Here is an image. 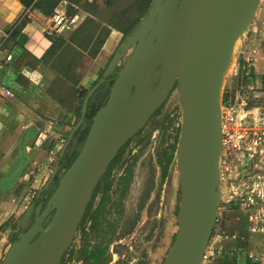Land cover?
Here are the masks:
<instances>
[{
	"label": "water",
	"instance_id": "1",
	"mask_svg": "<svg viewBox=\"0 0 264 264\" xmlns=\"http://www.w3.org/2000/svg\"><path fill=\"white\" fill-rule=\"evenodd\" d=\"M223 3L155 0L149 31L112 82L107 100L92 117L81 149L45 205L38 204L34 222L11 243L1 264L59 262L108 165L145 126L176 84L184 116L180 135L188 143L180 145L178 157L182 145H189V150L186 146L187 157L179 171L177 230L162 264H201L219 208L222 82L237 35L254 16L258 0H245L235 9ZM157 72V81L149 86ZM104 81L100 78L84 96L80 117L44 189L54 180L60 158L85 120L89 99Z\"/></svg>",
	"mask_w": 264,
	"mask_h": 264
},
{
	"label": "rangeland",
	"instance_id": "2",
	"mask_svg": "<svg viewBox=\"0 0 264 264\" xmlns=\"http://www.w3.org/2000/svg\"><path fill=\"white\" fill-rule=\"evenodd\" d=\"M255 13L252 18V29H255L256 22L258 24L264 22V0H259ZM253 62L256 63V60L241 62L243 71H235L227 83L225 75L220 95L221 119L222 115L224 119V108L235 106L237 107L235 121L239 122L243 117L245 122H251L256 108L264 107V93H259L264 91V85H259L256 80V76L259 75L254 70ZM230 67L229 71L232 72ZM121 69H117L108 83H102L97 88L96 91L100 92L92 104L88 102L84 122L60 158L54 180L47 189H44L59 152L71 128L80 117L82 102L71 127L60 138L58 137L53 149L52 142L48 146L49 151L46 149V165L45 167L42 165L44 173L40 175L35 187L22 203L19 214L0 230V238L3 239L4 235L6 239L4 250L2 247L0 254V264L19 233L27 230L34 222L38 204L42 202L45 205L60 176L78 154L90 128L92 117L107 100L110 86ZM158 74L159 72L149 80V86L154 85ZM249 83L252 84L251 88ZM183 123L182 101L176 84L145 126L122 146L108 165L73 241L57 264H162L178 225L181 197L179 171L182 166L178 149L185 143L180 135ZM40 130L43 131V128ZM39 137H41L39 133L34 132L27 136L30 141L35 139L33 146L39 145L37 143ZM48 138L51 137H41L43 143L39 146L40 155L43 154L42 148L44 149L49 142ZM28 145L23 153L29 152ZM186 146L189 150V145ZM188 156L189 159L190 152ZM249 169L246 153L234 145L222 143L219 158V208L201 264H222L221 248H213L210 244L214 237L221 240L224 236L231 235L234 241L239 243L245 256L247 248L264 246V234L250 231L246 212L237 202L229 200L228 196L230 184L246 175ZM47 219L48 217L44 223ZM6 228L7 231H3Z\"/></svg>",
	"mask_w": 264,
	"mask_h": 264
},
{
	"label": "crops",
	"instance_id": "3",
	"mask_svg": "<svg viewBox=\"0 0 264 264\" xmlns=\"http://www.w3.org/2000/svg\"><path fill=\"white\" fill-rule=\"evenodd\" d=\"M61 1L0 0V230L19 214L22 203L44 173L45 151H49L51 142L53 149L73 124L82 92L102 77L103 84L108 83L146 37L155 3L65 0L74 26L58 35L50 32V16ZM220 1L228 9L245 4V0ZM263 23L256 22L252 29L251 19L239 31L226 83L235 71H243L241 62L256 60V80L264 85ZM33 132L42 138L51 137L41 155V137L36 146L35 139L27 138ZM27 145L29 152L23 153ZM233 238L214 237L210 244L234 256V264H246L245 253ZM5 243L3 235L0 254Z\"/></svg>",
	"mask_w": 264,
	"mask_h": 264
},
{
	"label": "built area",
	"instance_id": "4",
	"mask_svg": "<svg viewBox=\"0 0 264 264\" xmlns=\"http://www.w3.org/2000/svg\"><path fill=\"white\" fill-rule=\"evenodd\" d=\"M50 22V32L53 34L61 35L72 30L74 21L67 11L65 0L54 8ZM10 58L11 55H8L7 59ZM249 85L251 88L252 84ZM7 92L10 93L9 90ZM236 115L237 107L224 108V119L223 115L221 119L222 143L234 145L246 153L250 171L230 184L228 196L229 200L237 202L246 212L250 231L264 234V107L256 108L251 122H245L243 117L237 122ZM246 256L254 264H264V246L247 248Z\"/></svg>",
	"mask_w": 264,
	"mask_h": 264
},
{
	"label": "trees",
	"instance_id": "5",
	"mask_svg": "<svg viewBox=\"0 0 264 264\" xmlns=\"http://www.w3.org/2000/svg\"><path fill=\"white\" fill-rule=\"evenodd\" d=\"M87 90H88V89H87ZM87 90L83 91L82 94L80 95V103H79V106H80V104H81V102H82V100H83V98H84V96H85ZM99 92H100V91L98 90V91H96V92L93 94V96H92V97L90 98V100H89V101H90V104H92L93 100L96 99V97L98 96ZM89 108H90V105H89ZM99 183H100V180H99L98 184L96 185V187H95V189H94V191H93V193H92V196H91V199H90V202H89L88 208L90 207V205H91V203H92V198H93V196H94V194H95V191H96V189H97ZM43 198H44V197H43ZM44 200H45V198H44ZM88 208H87V209H88ZM234 259H235L234 256H231V257H230L228 253L224 252V253L222 254L220 260L222 261V264H234ZM246 260H247L246 264H254V263H253L252 261H250L248 258H247Z\"/></svg>",
	"mask_w": 264,
	"mask_h": 264
},
{
	"label": "bare ground",
	"instance_id": "6",
	"mask_svg": "<svg viewBox=\"0 0 264 264\" xmlns=\"http://www.w3.org/2000/svg\"><path fill=\"white\" fill-rule=\"evenodd\" d=\"M186 157H187L186 145H182L180 149V157H179L180 162H184Z\"/></svg>",
	"mask_w": 264,
	"mask_h": 264
}]
</instances>
